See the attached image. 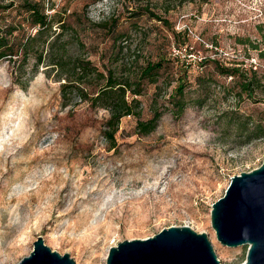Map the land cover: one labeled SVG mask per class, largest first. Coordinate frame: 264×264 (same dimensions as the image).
<instances>
[{
	"label": "rangeland",
	"instance_id": "obj_1",
	"mask_svg": "<svg viewBox=\"0 0 264 264\" xmlns=\"http://www.w3.org/2000/svg\"><path fill=\"white\" fill-rule=\"evenodd\" d=\"M10 1L20 0L0 4ZM42 1L47 13L56 11L76 29L84 48L73 45L71 53L100 69L111 38L92 24L110 16L126 34L119 43L121 64L157 50L176 54L187 64L188 103L176 117L163 110L146 136L135 133L134 118H121L111 147L103 134L107 111L76 94L62 98V80L45 58L34 69L32 55L20 69L0 60V264L28 255L38 235L75 264H104L109 246L171 225L204 232L220 264H240L246 245L219 244L209 210L230 176L264 159V137L245 141L223 116L233 110L241 118L264 121V59L253 51L245 57L235 42L237 37L259 40L264 0ZM138 4L165 18L166 26L145 15L132 20L128 11ZM54 29L60 31L57 24ZM171 30L186 31L181 47L173 45ZM63 38L71 36L60 33L58 40ZM211 58L223 65L242 61L240 68L254 70V99L233 95L230 77L214 73ZM205 76L211 79L203 103H193L203 88L197 82ZM158 84L162 104L171 85ZM153 90L149 85L138 97L141 119L151 114Z\"/></svg>",
	"mask_w": 264,
	"mask_h": 264
},
{
	"label": "trees",
	"instance_id": "obj_2",
	"mask_svg": "<svg viewBox=\"0 0 264 264\" xmlns=\"http://www.w3.org/2000/svg\"><path fill=\"white\" fill-rule=\"evenodd\" d=\"M47 9L49 8H44L42 0H20L0 4V60L16 63L17 68L20 69L32 55L34 69L42 58H45L46 66L50 71H54L56 80H62L59 83L62 98L66 99L69 95L76 94L89 106L107 111L103 134L111 147L114 145V133L123 117L134 118L135 133L146 136L155 129L163 110L170 111L175 117L182 113L188 103L186 88L189 82L186 80L187 64L184 65L179 61L176 54L157 50L156 53H150L148 56L135 55L131 60H125L126 62L121 64V59L117 55L123 53L124 48L119 43L125 39L126 34L119 28L117 19L110 16L92 24L111 38L106 64H102L100 69L90 59L71 53L73 45L77 50L84 48V44L78 39L76 29L57 17L56 11L47 13ZM128 13L132 20L145 15L162 25L167 24L165 18L144 5H135ZM53 24L58 25L60 29L58 33L54 32L55 29L52 30ZM258 27H261L257 29L259 40L247 37L235 38V42L242 45L245 57L249 56L248 51H253L258 58L264 59V24ZM60 33L61 35L68 33L71 38H63L59 41ZM185 34L186 31L171 30L175 47H181L185 43ZM179 36H183L181 41L178 40ZM72 38L73 42H70L69 39ZM207 61L212 65L214 73L230 77L229 87L233 89V95L236 94L238 99L242 95L254 99L253 93L257 85L254 70L240 68L242 61L229 62L230 65H223L215 58ZM209 79L211 78L205 76L197 82V87L202 85L203 88L201 93L196 95L193 103H203L202 92H205ZM158 82L165 84L164 89L171 85L169 92L162 98V104L157 102V92L160 90ZM149 85L154 87L149 103L151 114L148 118L141 119L138 97L144 94ZM223 116L226 126L233 125L237 130V136L245 141L264 137L263 120L241 118L233 110L225 112Z\"/></svg>",
	"mask_w": 264,
	"mask_h": 264
},
{
	"label": "water",
	"instance_id": "obj_3",
	"mask_svg": "<svg viewBox=\"0 0 264 264\" xmlns=\"http://www.w3.org/2000/svg\"><path fill=\"white\" fill-rule=\"evenodd\" d=\"M209 224L219 244L246 245L240 264H264V159L232 175L223 194L210 204ZM15 264H75L67 253L43 244L40 235ZM104 264H220L204 232L171 225L151 236L124 239L107 248Z\"/></svg>",
	"mask_w": 264,
	"mask_h": 264
}]
</instances>
